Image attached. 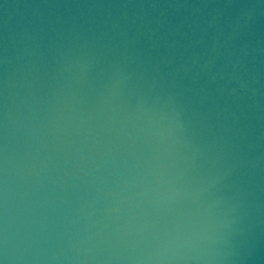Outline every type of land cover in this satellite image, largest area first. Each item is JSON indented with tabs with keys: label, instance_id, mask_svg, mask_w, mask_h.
I'll return each instance as SVG.
<instances>
[{
	"label": "water",
	"instance_id": "1",
	"mask_svg": "<svg viewBox=\"0 0 264 264\" xmlns=\"http://www.w3.org/2000/svg\"><path fill=\"white\" fill-rule=\"evenodd\" d=\"M0 264H264V0H0Z\"/></svg>",
	"mask_w": 264,
	"mask_h": 264
}]
</instances>
